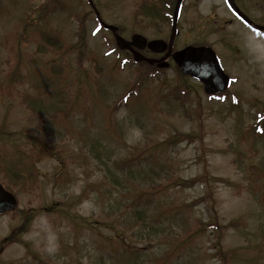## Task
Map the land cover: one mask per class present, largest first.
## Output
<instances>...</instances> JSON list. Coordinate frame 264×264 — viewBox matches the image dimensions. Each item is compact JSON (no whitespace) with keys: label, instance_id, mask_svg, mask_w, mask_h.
I'll use <instances>...</instances> for the list:
<instances>
[{"label":"rangeland","instance_id":"rangeland-1","mask_svg":"<svg viewBox=\"0 0 264 264\" xmlns=\"http://www.w3.org/2000/svg\"><path fill=\"white\" fill-rule=\"evenodd\" d=\"M156 1L92 0L93 11L87 0H0V129L9 135L0 158L18 145L36 154L32 164L0 166L17 200L0 213V240L26 210L34 214L23 242L3 245L0 264H112L109 254L135 264L107 240L116 232L143 247L138 264H264V129L254 126L264 109V39L224 0H183L173 49L209 45L231 78L221 96H208L170 60L155 75L134 63L98 22L127 39H166L170 17L149 12ZM234 1L264 24V0ZM131 154V173L146 175L147 188L164 184L133 211L128 191L138 179L126 193L112 164ZM232 220L235 228L223 226Z\"/></svg>","mask_w":264,"mask_h":264},{"label":"trees","instance_id":"trees-1","mask_svg":"<svg viewBox=\"0 0 264 264\" xmlns=\"http://www.w3.org/2000/svg\"><path fill=\"white\" fill-rule=\"evenodd\" d=\"M149 12H150L151 15H154V12L155 11L152 10V11H149ZM157 14L158 13H156V15ZM44 40H46L48 42H52V43L55 42L54 39L49 38L48 36H46L44 38ZM139 63L145 64V65L147 64L145 62H139ZM141 72H139V73L141 74ZM179 75H181L182 77H184L180 73V71H179ZM184 84H185V86H188V83L187 82H185ZM171 94L172 95H176V96H179L180 95V94H175V93L174 94L173 93H168V96H171ZM25 102L26 103L28 102L27 103L28 106L30 105L32 107H36V103L33 100V98H28V96H27V97H25ZM42 108H44V107L42 106ZM44 110H46L47 113H49V112L52 111V113H50V115H49L51 117H54L57 114V112L55 111V109H54L53 106L45 107ZM254 126H256V127L259 126L261 129H264V124H262L261 122H256V124ZM256 127H255V131L254 132L255 133L257 132L256 134L259 135L260 133L256 130ZM177 134H178L179 138H181V140L187 139V138L191 137V134H188V133H180L179 132ZM8 137H9V135H7L5 132H3L0 129V140H3L2 138H8ZM18 146H19V148L15 146L11 150H8V151L4 150V152L1 153L0 166H1V168H2V170L4 172L7 171L6 168L8 166L14 165V164H16V162L18 164L19 162H21L23 160V158H24V160H27V162L30 161V164H32V157L33 158L36 157V154H34V152L27 151V150H31L32 148H28V147L20 146V145H18ZM26 156H31V158H28ZM125 157H122V158L118 159L117 161L116 160L112 161L113 168L118 167L121 170V173H113V174L115 176L116 182L120 184L121 188L123 190H125L126 193H127V189L126 188L130 187V186H127L128 180L138 179L137 182H136L137 188L135 187L136 188L135 190H131L130 189L128 191L129 197H130V202H129L130 205H128V209H130V210L133 211L134 208L136 207V205L138 204V202L144 196H147V197H150L151 196L150 194H152V193L149 192L150 190L153 191L157 187H163L164 184H162V185H160V184L155 185V183L153 182V184H151L150 187L147 188V184L144 181V180H146V175L143 176V179H144L143 180L141 178V173H131L132 170H131V168L129 166L131 163L135 162L138 159V155H132L131 154L129 157H127V158H125ZM36 173H37V171L34 172L31 169L29 171L28 175L32 178L33 176L36 175ZM16 176L19 177V173H16ZM219 178H221V177H217L216 180L217 181L220 180ZM193 181L195 183H197L199 181V178H196L195 177L193 179ZM55 202L56 201L53 200L49 205L44 206L43 211L44 212H48L54 206ZM61 210H63V209H60V211ZM136 210L138 211V215L140 217L141 216V211L139 209H136ZM64 212H65V210H64ZM73 216L76 217V218H78V219H80L81 221L84 220L83 217L78 216L76 214H73ZM33 217H34V214H31L28 210H26V212H24L22 214L21 221L18 224L12 226L11 229H10V231L8 232V234L6 236H4L0 240V250L3 247V245L4 244H7L8 242H21L22 243L23 242L22 235L27 231V229L30 226V223H31ZM209 222H211V220L208 221L207 223H209ZM228 225L235 228L238 225V222H237V220H232V221L227 222L223 226L228 227ZM208 227H211V228H214L216 230H219V235L221 234V230H220L221 225L220 224H217L216 222L212 221V224H209ZM200 229H201V227L198 228V230H200ZM219 238L220 237L218 236L217 242H219L218 241ZM107 240L110 243H114V240H115L116 241L115 244L118 245L119 248H121V250H122V252L124 254H127L128 255L129 261H131V262H133L135 264H138V262H137L138 260L135 258L134 255L142 253L143 247H139V246H137L135 244L129 243L127 241L126 236H125V234L123 232H116L115 233V236H107ZM25 247H27V244H25ZM220 253L222 255L226 256L225 255L226 253L221 252V251H220ZM165 256H167V254H164V256H163L164 259H166ZM108 259H109V261L112 264H114L113 261H112V257L110 256V254L108 256Z\"/></svg>","mask_w":264,"mask_h":264},{"label":"water","instance_id":"water-1","mask_svg":"<svg viewBox=\"0 0 264 264\" xmlns=\"http://www.w3.org/2000/svg\"><path fill=\"white\" fill-rule=\"evenodd\" d=\"M91 2V0H88ZM182 0H176L172 24L171 34L168 42L162 39L147 40L144 36L134 33L131 35L130 40H125L116 33V27L113 25H106L114 34L117 44L121 48L130 49L135 60H144L147 62H159L166 58L172 48V43L175 37V24L177 20L178 7ZM233 10H235L241 17H243L250 25L257 28H264L251 22L233 3V0H227ZM134 45L138 49L147 47L152 52H162L167 49L166 54L160 59H153L140 54L137 50L131 48ZM172 58L176 64L180 67L181 71L185 74H189L191 77L197 79L203 83V89L205 93H215L223 90L227 83L228 77L224 74L222 68L219 65L218 59L214 51L208 46H186L180 50L172 53ZM166 62L159 63V66H166ZM16 205L15 196L8 190H6L0 184V212L10 211L14 209Z\"/></svg>","mask_w":264,"mask_h":264}]
</instances>
